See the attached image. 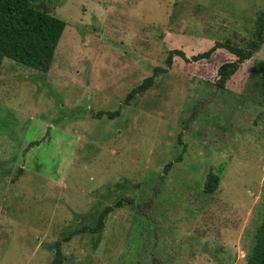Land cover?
<instances>
[{
  "label": "rangeland",
  "instance_id": "obj_1",
  "mask_svg": "<svg viewBox=\"0 0 264 264\" xmlns=\"http://www.w3.org/2000/svg\"><path fill=\"white\" fill-rule=\"evenodd\" d=\"M30 3L66 28L49 71L0 66V264H53L58 243L60 264H248L264 217V40L225 88V48L166 59L247 47L264 0Z\"/></svg>",
  "mask_w": 264,
  "mask_h": 264
},
{
  "label": "trees",
  "instance_id": "obj_2",
  "mask_svg": "<svg viewBox=\"0 0 264 264\" xmlns=\"http://www.w3.org/2000/svg\"><path fill=\"white\" fill-rule=\"evenodd\" d=\"M30 1L0 0V66L3 59L9 57L17 63L47 72L53 63L57 46L66 28V21L45 10L33 7ZM258 23L256 37L249 42L247 47H240L228 39L224 42H216L208 50L191 57H188L183 50H173L166 59L167 64L172 65L175 55L188 62L199 61L210 58L215 50L225 48L237 57L234 61L224 63L218 70L219 79L216 84L220 88H225L228 78L238 70L243 62L252 58L262 44L264 40V11L260 14ZM153 81L154 76L145 78L140 85L132 90L130 95L146 90L153 84ZM261 89L264 93V85ZM117 113L107 112L111 117ZM170 167L171 165L168 164L166 171ZM219 182V175L211 172L206 183L207 193H213ZM111 210V207H107L102 211L96 225L89 228L91 232L99 234L103 230L105 218ZM56 248L58 251L53 264H60V243ZM248 264H264V217L256 233L255 244Z\"/></svg>",
  "mask_w": 264,
  "mask_h": 264
}]
</instances>
